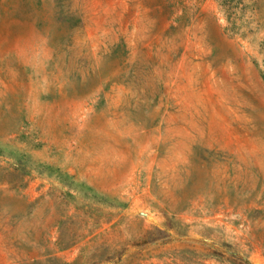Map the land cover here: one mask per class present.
I'll list each match as a JSON object with an SVG mask.
<instances>
[{
  "label": "rangeland",
  "instance_id": "rangeland-1",
  "mask_svg": "<svg viewBox=\"0 0 264 264\" xmlns=\"http://www.w3.org/2000/svg\"><path fill=\"white\" fill-rule=\"evenodd\" d=\"M0 264H264V0H0Z\"/></svg>",
  "mask_w": 264,
  "mask_h": 264
}]
</instances>
